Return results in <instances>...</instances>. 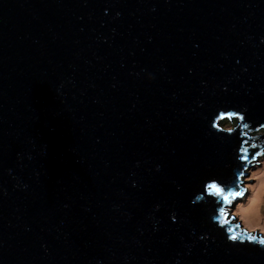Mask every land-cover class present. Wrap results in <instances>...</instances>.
I'll return each instance as SVG.
<instances>
[{"label":"water","instance_id":"water-1","mask_svg":"<svg viewBox=\"0 0 264 264\" xmlns=\"http://www.w3.org/2000/svg\"><path fill=\"white\" fill-rule=\"evenodd\" d=\"M262 166L264 0H0V264H264Z\"/></svg>","mask_w":264,"mask_h":264},{"label":"rangeland","instance_id":"rangeland-1","mask_svg":"<svg viewBox=\"0 0 264 264\" xmlns=\"http://www.w3.org/2000/svg\"><path fill=\"white\" fill-rule=\"evenodd\" d=\"M259 177H264V166L255 169L250 172V177H245V184L252 182L251 186H245V190H250L249 199L253 196L255 186L258 183ZM246 208V205L239 204L235 210L231 213V215H236L241 227L263 232L264 233V203L261 206L262 218L258 222H253L254 224H250L246 219L245 215L242 211Z\"/></svg>","mask_w":264,"mask_h":264},{"label":"bare ground","instance_id":"bare-ground-1","mask_svg":"<svg viewBox=\"0 0 264 264\" xmlns=\"http://www.w3.org/2000/svg\"><path fill=\"white\" fill-rule=\"evenodd\" d=\"M253 196L248 201V206L242 211L250 224L262 218L261 206L264 203V177H259Z\"/></svg>","mask_w":264,"mask_h":264},{"label":"snow or ice","instance_id":"snow-or-ice-1","mask_svg":"<svg viewBox=\"0 0 264 264\" xmlns=\"http://www.w3.org/2000/svg\"><path fill=\"white\" fill-rule=\"evenodd\" d=\"M217 192L220 193L221 190L220 189H217ZM229 195H235V196H239L240 193H229ZM225 199H227V197H225ZM233 239H235V237H233ZM250 239H255V237H251ZM262 243H264V241H262Z\"/></svg>","mask_w":264,"mask_h":264}]
</instances>
